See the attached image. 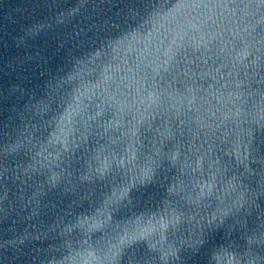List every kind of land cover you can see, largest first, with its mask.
Here are the masks:
<instances>
[{
	"label": "water",
	"instance_id": "95a60500",
	"mask_svg": "<svg viewBox=\"0 0 264 264\" xmlns=\"http://www.w3.org/2000/svg\"><path fill=\"white\" fill-rule=\"evenodd\" d=\"M0 264H264V0H0Z\"/></svg>",
	"mask_w": 264,
	"mask_h": 264
}]
</instances>
